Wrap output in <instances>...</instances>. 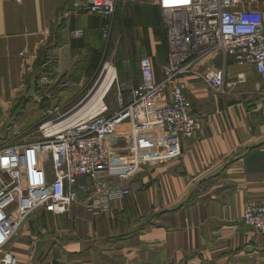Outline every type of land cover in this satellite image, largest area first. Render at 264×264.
<instances>
[{
	"label": "crops",
	"instance_id": "obj_1",
	"mask_svg": "<svg viewBox=\"0 0 264 264\" xmlns=\"http://www.w3.org/2000/svg\"><path fill=\"white\" fill-rule=\"evenodd\" d=\"M79 1L0 0V126L29 107L67 112L95 86L106 21L75 8ZM111 24L113 35L148 36L161 80L168 55L160 9L119 0ZM216 65L237 84L219 95L191 82L186 95L200 126L181 156L144 166L137 189L105 209L89 193L64 215L34 212L9 245L19 264H264V234L244 224L246 201L264 204V77L231 59ZM118 80L135 86L137 65H121Z\"/></svg>",
	"mask_w": 264,
	"mask_h": 264
},
{
	"label": "built area",
	"instance_id": "obj_2",
	"mask_svg": "<svg viewBox=\"0 0 264 264\" xmlns=\"http://www.w3.org/2000/svg\"><path fill=\"white\" fill-rule=\"evenodd\" d=\"M118 1L80 0L75 8L103 18L108 39ZM137 1L156 5L163 16L168 59L162 79L152 57L143 56L139 82L131 87L117 78L92 116L62 125L79 106L51 112L38 141L0 148V264H19L7 247L37 210L64 215L89 191L97 207L106 208L129 196L128 182L144 166L179 158L200 126L186 95L191 82L202 81L219 95L237 84L226 81L218 60L252 66L264 77L262 0H182L176 8H167V0ZM244 80L241 74L238 82ZM111 93L113 103L106 100ZM244 209V224L264 234V204L247 200Z\"/></svg>",
	"mask_w": 264,
	"mask_h": 264
},
{
	"label": "rangeland",
	"instance_id": "obj_3",
	"mask_svg": "<svg viewBox=\"0 0 264 264\" xmlns=\"http://www.w3.org/2000/svg\"><path fill=\"white\" fill-rule=\"evenodd\" d=\"M163 28H164V26H163ZM161 35H162L161 40L164 42V43L163 42L162 43L165 44V48L168 50L167 36H166V30L165 29H163V31L161 32ZM103 42H104L103 44H104L105 51H104L103 63H102V67H101V71L99 73L98 79L103 74L104 68L106 67L107 63H110L111 66L116 70L117 78H118V77H120L121 65L125 66L128 72L130 70L132 72H135L136 65L139 68V66H138L139 60L143 56H147L150 53L148 36L142 35V38H141V36H138V38H137V35L133 31H128L126 33H119L118 32L116 34L114 33V35H113V30H112L111 33L109 34L108 39L103 38ZM167 50H166V52L168 55ZM105 76H106V72H105ZM105 76H104V78H105ZM93 87H94V85L92 86V88ZM90 91L91 90H88L86 92L85 97H87L89 95ZM85 97L82 98L81 102L85 99ZM37 99L40 100V104H43L42 102L45 101V98L40 97V96H37ZM114 99H115V96L113 93H111L106 100L113 103ZM29 108H30V110H27L26 112H23V113L12 112V113L6 114V118L4 120L6 122H4L3 126H0L1 127L0 132L2 134L1 139H0V148L2 146H5V145L15 146V145H19L21 143H29L30 144V143H33V142L38 141L40 139L41 134H42L40 132V127L44 124V122L46 121V119L48 118V116L50 115L51 112H46L44 110H41L42 107H39L36 110H32L31 109L32 107H29ZM88 109L89 108H87V106H86L82 110V112H84ZM52 112H54V111H52ZM148 166L149 165H146L145 167H148ZM140 173L141 172H139L138 175H136L134 178H132L128 182V186L131 190L129 195H131V193L137 189L138 186H136V184H137L136 179L138 178ZM83 182L85 184L90 183L86 179H83ZM89 193H92L94 195L96 201H98V197L94 191H89L88 193H85V194H89ZM113 201H111V202H113ZM108 206L109 205H107V207ZM100 209H105V208L103 207ZM13 239H12V241H13ZM9 245L7 247V250L10 248Z\"/></svg>",
	"mask_w": 264,
	"mask_h": 264
},
{
	"label": "bare ground",
	"instance_id": "obj_4",
	"mask_svg": "<svg viewBox=\"0 0 264 264\" xmlns=\"http://www.w3.org/2000/svg\"><path fill=\"white\" fill-rule=\"evenodd\" d=\"M181 1L182 0H167V2H166L168 4L167 8H176V7L182 6L179 4V2H181ZM183 1H186V0H183ZM105 72H106V76H105ZM103 73L104 74H103L102 79H101L99 85L97 86V88H94V87L97 85L100 78L96 82L95 86L91 89L89 95L87 97H85V99L79 104V106L80 107L82 106V107L80 109H76V110L71 111L69 114L70 116L68 117V119H65V121L62 123V125L69 124L70 122H72L73 120H75L79 116L80 117L92 116V114H94L96 111L99 110L101 104L103 103L105 95L111 90V86L116 82V79H117V72L111 66L110 63H107L106 67L104 68ZM104 76H105V78H104ZM86 106L89 109L82 112V110Z\"/></svg>",
	"mask_w": 264,
	"mask_h": 264
},
{
	"label": "water",
	"instance_id": "obj_5",
	"mask_svg": "<svg viewBox=\"0 0 264 264\" xmlns=\"http://www.w3.org/2000/svg\"><path fill=\"white\" fill-rule=\"evenodd\" d=\"M104 74V73H103ZM103 74H102V76H103ZM102 76H101V78L99 79V81H98V83H97V85L94 87V88H97V86L99 85V83H100V81H101V79H102ZM95 90V89H94ZM1 132H0V138H1Z\"/></svg>",
	"mask_w": 264,
	"mask_h": 264
}]
</instances>
